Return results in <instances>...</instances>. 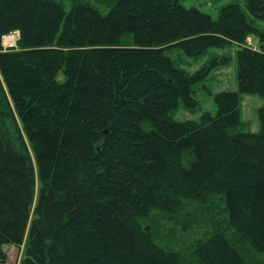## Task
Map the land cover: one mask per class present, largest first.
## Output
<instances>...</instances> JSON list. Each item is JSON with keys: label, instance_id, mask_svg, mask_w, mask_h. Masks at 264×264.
<instances>
[{"label": "trees", "instance_id": "trees-1", "mask_svg": "<svg viewBox=\"0 0 264 264\" xmlns=\"http://www.w3.org/2000/svg\"><path fill=\"white\" fill-rule=\"evenodd\" d=\"M101 1L0 0V264L6 245L19 264H264V103L258 132L240 119V95L264 101V34L234 3ZM231 45L237 91L175 120L207 69L167 52Z\"/></svg>", "mask_w": 264, "mask_h": 264}, {"label": "rangeland", "instance_id": "rangeland-1", "mask_svg": "<svg viewBox=\"0 0 264 264\" xmlns=\"http://www.w3.org/2000/svg\"><path fill=\"white\" fill-rule=\"evenodd\" d=\"M65 11L76 4H83L92 7L101 14H106L109 11L111 4L101 0H56ZM178 3L185 8L195 7L206 13L211 18L218 17L219 9L228 3H234L242 9L246 17L251 20V24L264 34V23L254 19L246 10L243 0H178ZM18 33L14 32L2 39L4 48L15 47L18 40ZM259 36H252L247 38V46L256 48ZM236 45H231L223 49H210L207 54L198 58L190 59L182 56L179 51L173 50L167 52V56L176 62L181 63V68L188 73H193L197 70L207 69L204 77L196 85L194 99L197 101V106L194 109L186 108L180 102L178 109L172 115L177 121L192 120L197 121L203 113L214 114L216 111L213 102V95L220 92H236ZM220 56L222 64L213 65L212 59ZM57 81L63 82L64 76L59 73L56 77ZM263 99L258 95H240V111L241 122L245 125L248 132L256 133L259 130L257 120V110L263 105ZM213 211L211 216H215ZM4 251L7 255L5 264H19L22 255V247L16 248L13 246H4Z\"/></svg>", "mask_w": 264, "mask_h": 264}, {"label": "built area", "instance_id": "built-area-1", "mask_svg": "<svg viewBox=\"0 0 264 264\" xmlns=\"http://www.w3.org/2000/svg\"><path fill=\"white\" fill-rule=\"evenodd\" d=\"M6 49V48H5Z\"/></svg>", "mask_w": 264, "mask_h": 264}]
</instances>
